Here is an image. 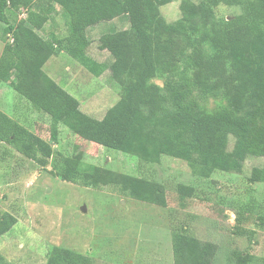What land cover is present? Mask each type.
Masks as SVG:
<instances>
[{"label": "rangeland", "instance_id": "1", "mask_svg": "<svg viewBox=\"0 0 264 264\" xmlns=\"http://www.w3.org/2000/svg\"><path fill=\"white\" fill-rule=\"evenodd\" d=\"M187 1L196 10L182 17L180 0L164 4L147 0V32L153 44L167 43V50L154 55V73L136 99L155 85V100L164 96L162 104L172 112L168 85L184 84L192 90L181 105L190 102L196 114L227 104L223 94L229 57H221L225 68L219 75L209 73V57H220L209 40L210 27L241 15L243 9L219 2L206 11L202 0ZM38 4L47 6L45 0H21L17 8H7L9 24L24 21ZM83 6L85 14L92 15L93 0H84ZM54 8L53 18L39 34L63 39L68 35L67 19ZM180 22L183 33L176 35ZM3 29L0 23V53L9 42ZM112 32L129 34L126 16L86 27L91 42L85 53L100 65L97 76L62 48L46 70L80 102V111L95 119L125 96L135 70L129 48L121 61L98 49L99 38ZM245 56L264 67V58ZM246 100L252 98L247 95ZM0 110L49 140L46 116L33 111L6 83L0 85ZM138 110L136 135L123 150L88 142L65 127L59 128L51 158L43 162H33L0 143V264H74L69 254L83 256L86 264H175V233L210 245L211 264H237L239 258L244 264L264 263V182L249 181L253 169L264 168V156L248 157L239 170L229 171L210 170L194 153L190 160L175 158L169 140L179 132L180 115L157 111L152 117L141 102ZM260 126L264 120L256 121L252 132ZM234 143L230 136L228 154ZM69 168L72 173L65 179ZM151 188L163 193L165 207L132 196L134 189Z\"/></svg>", "mask_w": 264, "mask_h": 264}, {"label": "trees", "instance_id": "2", "mask_svg": "<svg viewBox=\"0 0 264 264\" xmlns=\"http://www.w3.org/2000/svg\"><path fill=\"white\" fill-rule=\"evenodd\" d=\"M20 1L0 0L3 36L9 37L0 56V85L8 84L33 111L49 118V140H43L30 128L0 110L1 144L11 147L33 162H43L51 158L52 147L58 143L59 128L65 127L82 139L102 147L127 149L136 135V125L140 123L138 103L141 102L148 106L152 117L159 111L164 115L179 114L182 118L179 132L169 140L174 147L175 158L190 160L194 153L210 170L229 171L239 170L240 162L248 157L264 156V127L260 126L255 133L252 132V125L264 120V67L250 62L245 56L249 53L264 58V0H202L201 5L206 11L223 2L240 6L243 13L230 20L212 23L210 27L209 40L214 49L219 51L220 57H209V73L219 75L225 68L224 55L229 57L226 91L223 94L227 104L196 114L192 112L193 104L190 102L185 107L181 105L192 90L184 84L168 85V100L174 106L172 112L162 104L166 100L164 96L155 100V85L150 84L152 91L141 100L136 99L146 86L147 79L154 73V55L167 50V43L153 44L147 32L150 23L147 0H93L92 15L85 14L84 0H45V8L35 5L36 9L29 10L24 21L9 24L5 11L7 8H17ZM171 1L160 0V4ZM55 6L60 8L68 23V35L63 39L53 38L52 35L44 38L38 33L53 18L51 16ZM179 9L184 17L194 12L196 6L187 0H180ZM120 16H126L129 34H103L99 38L98 49L109 51L112 57L121 61L122 54L125 55L129 48L135 70L125 96L98 120L83 114L79 109V101L41 68L49 58L58 55L59 48H62L72 59L97 76L100 65L85 53L91 42L87 39L86 27ZM182 24L179 23L174 34L182 35ZM116 67L113 65L111 68L113 74L117 72ZM247 95L252 98L251 101L246 100ZM230 136L235 139V143L228 154L225 148ZM71 173L72 169H67L65 179ZM249 181L264 182V168L253 169ZM93 186H97L96 182H93ZM132 191V196L142 202L161 207L166 205L163 193L155 188ZM210 248V245L203 246L185 234L173 235L175 264H211L208 258ZM69 255L73 257L72 263L86 264L83 256ZM239 261L237 264H244Z\"/></svg>", "mask_w": 264, "mask_h": 264}, {"label": "crops", "instance_id": "3", "mask_svg": "<svg viewBox=\"0 0 264 264\" xmlns=\"http://www.w3.org/2000/svg\"><path fill=\"white\" fill-rule=\"evenodd\" d=\"M39 32H41V30L39 31ZM38 32V33H39ZM50 36H48L47 38H49ZM2 50H3V47H2V49H1V53H0V56H1V54H2ZM50 60H52V57L51 58H49L45 63H44V65L42 66V71L44 72V73H46V75H48L51 79H53L56 83H58L55 79H54V77H53V75L51 74V72L50 73H48V71H46L47 69H50ZM59 84V83H58ZM20 100L22 101L23 99L20 97ZM80 103V102H79ZM46 116V115H45ZM44 119L45 120H49V118L46 116V118L44 117ZM98 120H100V119H98ZM31 121H32V123H37L38 121L37 120H32L31 119ZM36 121V122H35ZM20 124H22L21 122H19ZM23 125V124H22Z\"/></svg>", "mask_w": 264, "mask_h": 264}, {"label": "water", "instance_id": "4", "mask_svg": "<svg viewBox=\"0 0 264 264\" xmlns=\"http://www.w3.org/2000/svg\"><path fill=\"white\" fill-rule=\"evenodd\" d=\"M81 212H82V213H85V212H86V207H85V206H82V207H81Z\"/></svg>", "mask_w": 264, "mask_h": 264}]
</instances>
